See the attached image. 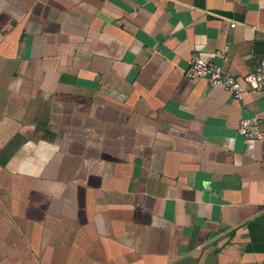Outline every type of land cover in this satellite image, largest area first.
<instances>
[{"label":"crops","instance_id":"crops-1","mask_svg":"<svg viewBox=\"0 0 264 264\" xmlns=\"http://www.w3.org/2000/svg\"><path fill=\"white\" fill-rule=\"evenodd\" d=\"M194 54L253 71L264 0H0V264H264V101Z\"/></svg>","mask_w":264,"mask_h":264},{"label":"built area","instance_id":"built-area-1","mask_svg":"<svg viewBox=\"0 0 264 264\" xmlns=\"http://www.w3.org/2000/svg\"><path fill=\"white\" fill-rule=\"evenodd\" d=\"M224 58V52L217 54ZM190 79H205L213 88H221L232 93L234 98L241 101L246 92H255L264 101V60L242 78H236L224 72L222 66L203 58L199 54L192 56L191 66L187 71ZM239 134L246 140L257 141L264 139V126L258 118L246 119L240 122Z\"/></svg>","mask_w":264,"mask_h":264}]
</instances>
